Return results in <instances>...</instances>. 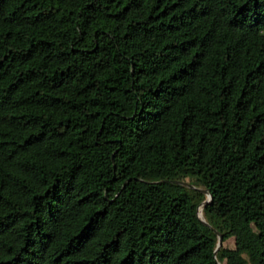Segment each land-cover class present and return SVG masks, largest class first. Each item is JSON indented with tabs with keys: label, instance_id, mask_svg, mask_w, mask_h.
I'll list each match as a JSON object with an SVG mask.
<instances>
[{
	"label": "trees",
	"instance_id": "trees-1",
	"mask_svg": "<svg viewBox=\"0 0 264 264\" xmlns=\"http://www.w3.org/2000/svg\"><path fill=\"white\" fill-rule=\"evenodd\" d=\"M223 260L264 264V0H0V264Z\"/></svg>",
	"mask_w": 264,
	"mask_h": 264
},
{
	"label": "water",
	"instance_id": "water-1",
	"mask_svg": "<svg viewBox=\"0 0 264 264\" xmlns=\"http://www.w3.org/2000/svg\"><path fill=\"white\" fill-rule=\"evenodd\" d=\"M166 180H163V181H161V182H165ZM170 182H172V183H175V184H181V185H184V186H187V187H191V188H193V185H191V184H189V183H187V182H183V181H179V180H177V179H173V180H169ZM200 192H202V193H204L205 195H206V199L202 202V203H200L199 205H198V207H197V219L201 222V223H203V224H205V225H207V226H210L209 225V223L207 222V221H205V220H202L200 217H199V210L201 209V210H203V208L211 201V196H210V194L208 193V191L206 190V189H198ZM211 227V226H210ZM213 231L216 233V235H217V246H216V250H215V256H216V254H217V251L220 249V247H221V245H222V243H223V239H222V235L217 231V230H215V229H213Z\"/></svg>",
	"mask_w": 264,
	"mask_h": 264
},
{
	"label": "rangeland",
	"instance_id": "rangeland-1",
	"mask_svg": "<svg viewBox=\"0 0 264 264\" xmlns=\"http://www.w3.org/2000/svg\"><path fill=\"white\" fill-rule=\"evenodd\" d=\"M177 180L183 181V182H187V183L193 185V188H191V187H188V188H191V189H194V190H197V191H198V189H204L200 185H198L197 183H194L193 184V182H190L189 179H187V178H180V179H177ZM179 185H181V184H179ZM182 186H184V185H182ZM202 215H203V213H202ZM201 219L206 221V219L204 218V216ZM205 226H207V225H205ZM207 227L211 228V230L213 231V228L212 227H210V226H207ZM221 247H222L223 251L225 249H233L234 250L235 247H236V244L234 242V239L228 238L226 241H224L222 243ZM220 264H225V261L224 260L221 261Z\"/></svg>",
	"mask_w": 264,
	"mask_h": 264
},
{
	"label": "bare ground",
	"instance_id": "bare-ground-1",
	"mask_svg": "<svg viewBox=\"0 0 264 264\" xmlns=\"http://www.w3.org/2000/svg\"><path fill=\"white\" fill-rule=\"evenodd\" d=\"M199 217L202 218V215H201V210L199 211Z\"/></svg>",
	"mask_w": 264,
	"mask_h": 264
}]
</instances>
